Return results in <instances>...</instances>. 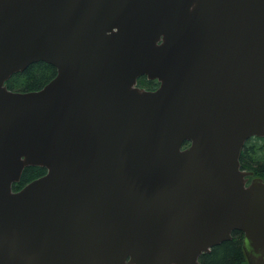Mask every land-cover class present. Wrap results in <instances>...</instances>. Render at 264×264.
<instances>
[{"label":"water","instance_id":"obj_1","mask_svg":"<svg viewBox=\"0 0 264 264\" xmlns=\"http://www.w3.org/2000/svg\"><path fill=\"white\" fill-rule=\"evenodd\" d=\"M37 61L47 83L7 88ZM252 136L264 0H0V264H201L234 230L264 264Z\"/></svg>","mask_w":264,"mask_h":264},{"label":"trees","instance_id":"obj_2","mask_svg":"<svg viewBox=\"0 0 264 264\" xmlns=\"http://www.w3.org/2000/svg\"><path fill=\"white\" fill-rule=\"evenodd\" d=\"M55 72L51 64L37 61L29 64L24 70L13 73L5 83L11 90H36L47 83ZM156 83L155 80H149L145 76L137 78V85L145 89H153ZM239 163L240 168L251 170L253 176L264 178V137L252 136L244 142L239 155ZM44 172L45 169L40 166L24 167L19 181L12 184V189L18 190ZM242 237V232L232 231L229 240L220 242L201 255V264H247L242 251Z\"/></svg>","mask_w":264,"mask_h":264},{"label":"flooded vegetation","instance_id":"obj_3","mask_svg":"<svg viewBox=\"0 0 264 264\" xmlns=\"http://www.w3.org/2000/svg\"><path fill=\"white\" fill-rule=\"evenodd\" d=\"M155 81H156V80H155ZM156 82H157V81H156ZM157 85H158V82L155 84V87H154V88H156ZM154 88H153V89H154ZM187 144H188V143H187ZM187 144H186V142H185V145H187ZM253 177H254L253 175L249 176V177H248V180L252 179Z\"/></svg>","mask_w":264,"mask_h":264}]
</instances>
